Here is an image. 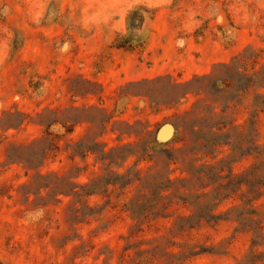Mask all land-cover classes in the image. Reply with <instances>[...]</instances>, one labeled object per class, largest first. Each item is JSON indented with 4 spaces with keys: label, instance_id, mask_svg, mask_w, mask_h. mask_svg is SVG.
<instances>
[{
    "label": "rangeland",
    "instance_id": "obj_1",
    "mask_svg": "<svg viewBox=\"0 0 264 264\" xmlns=\"http://www.w3.org/2000/svg\"><path fill=\"white\" fill-rule=\"evenodd\" d=\"M0 264H264V0H0Z\"/></svg>",
    "mask_w": 264,
    "mask_h": 264
},
{
    "label": "trees",
    "instance_id": "obj_2",
    "mask_svg": "<svg viewBox=\"0 0 264 264\" xmlns=\"http://www.w3.org/2000/svg\"><path fill=\"white\" fill-rule=\"evenodd\" d=\"M120 46H123L124 48H128V49L130 48V47H127V45H120ZM196 78H199V76H196ZM187 93H188V91L185 92V94H187Z\"/></svg>",
    "mask_w": 264,
    "mask_h": 264
}]
</instances>
